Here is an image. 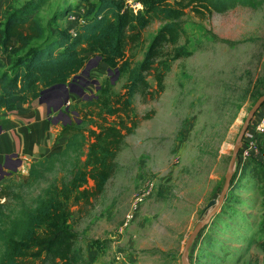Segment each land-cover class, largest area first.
<instances>
[{
  "label": "rangeland",
  "instance_id": "rangeland-1",
  "mask_svg": "<svg viewBox=\"0 0 264 264\" xmlns=\"http://www.w3.org/2000/svg\"><path fill=\"white\" fill-rule=\"evenodd\" d=\"M134 1L142 9L140 0ZM88 2L97 0H0V19L3 22L8 13L25 9L44 29L42 38L29 45L40 47L55 38L58 29L76 28ZM255 2L254 8L236 2L225 12L203 18L191 6L183 8L159 57L168 61V71L164 73L163 66L155 64L145 74L148 87L133 95L128 117L119 113L127 127L134 121L136 126L125 135L116 155L115 174L103 196L93 200L91 208L87 205L88 211L79 213L74 207L67 221L89 264H183L189 235L212 212L191 242L184 263L264 264V126L258 129L254 118L230 168L223 201L216 209L207 206L218 201L238 133L264 92V0ZM163 24L151 18L139 38L127 39L125 54L132 65L142 60ZM25 52L2 53L6 70ZM86 66L65 83L82 90L81 95L70 94L67 108L52 110L63 101L62 91L42 97L46 120L42 133L38 122L31 124L28 105L18 104L12 113L0 112L4 150L0 154V193L4 196L0 203L6 214L33 206L43 188L73 171L76 156L69 152L55 158L45 179L27 183L30 167L62 151L75 128L90 143L94 122L120 121L117 114L106 116L97 101L107 82L110 104L122 107L125 102L119 95L125 92L127 74L116 73L95 56ZM161 72L163 90L158 92L156 75ZM92 100L93 108L82 105ZM38 105L34 101L33 106ZM20 106L26 112H20ZM89 109H94L93 114ZM256 114L264 121V103ZM90 116L92 120L86 119ZM86 149L87 145L79 154V164ZM48 166L45 161L40 169Z\"/></svg>",
  "mask_w": 264,
  "mask_h": 264
},
{
  "label": "trees",
  "instance_id": "trees-1",
  "mask_svg": "<svg viewBox=\"0 0 264 264\" xmlns=\"http://www.w3.org/2000/svg\"><path fill=\"white\" fill-rule=\"evenodd\" d=\"M184 1L140 0L142 9L133 15L124 7L125 0L88 2L83 21L75 24L74 33L67 28L58 29L55 38L40 47L29 45L42 38L44 29L25 9L8 13L3 22L0 19V51L16 53L26 50L10 71L0 58L1 113L14 112L18 104L33 105L46 89L68 83L76 77L94 56L100 57L117 73L127 74L123 86L125 92L119 95L125 103L117 102L122 107L110 104L111 90L107 82L100 91L101 98L98 99L101 101H97L106 116L117 114L115 117L120 121L94 122L96 130H89L90 143L81 130L75 128L62 151L30 167L27 183L45 179V172L53 169L55 158L69 152L76 156L73 171L43 188L33 206H22L15 215L6 214L4 204L0 203V264H89L76 246L77 234L72 232L67 221L74 207L79 213L88 211L87 205L91 208L92 201L103 196L108 180L115 174L116 155L125 135L136 126L134 121L127 127L119 113L128 117L133 95L139 88L148 87L145 74L156 68L155 64L163 66L164 73L168 71V61L159 60V57L164 43L176 30L183 8L191 6L194 14L203 18L212 12H225L236 2L252 8L257 6L255 0ZM151 18L164 24L149 43L142 60L132 65L131 58L125 54L127 39L133 35L139 38ZM178 54L176 52L173 58ZM164 73L156 75L158 92L163 90ZM94 100L82 105L93 108ZM89 112L93 114L94 109ZM86 119L92 120L91 116ZM103 121L106 122L105 117ZM85 145V159L79 164V154ZM45 161L50 166L40 169ZM89 182L91 186H88ZM3 197L1 192L0 198Z\"/></svg>",
  "mask_w": 264,
  "mask_h": 264
},
{
  "label": "water",
  "instance_id": "water-1",
  "mask_svg": "<svg viewBox=\"0 0 264 264\" xmlns=\"http://www.w3.org/2000/svg\"><path fill=\"white\" fill-rule=\"evenodd\" d=\"M97 59L99 60L100 57H97ZM86 68H88V66H86ZM116 72V71H115ZM117 73V72H116ZM74 79V78H73ZM74 85L73 83H69V84H57V85H54L48 89H46L44 92H42L41 96L38 98V102L39 104H42L43 103V100H42V97L44 94H49L50 95H55L57 91H62V93H64V99L63 101L59 104L58 107L56 108H53L52 110L53 111H57L59 110L62 106H65V108H67V106L69 105V97H70V94L71 93H79L78 95H81V89L80 90H77V89H74V87L72 86ZM77 91V92H76ZM262 103H264V92L255 100V102L253 103L252 107L250 108L248 114L246 115L245 119H244V122L242 124V127L238 133V136H237V140H236V144H235V147L232 151V156L230 158V161H229V164H228V168H227V171H226V174H225V183H224V186L221 190V194H220V197L218 199V201H210L208 203V207L211 206V205H215V209L221 204V202L223 201L224 199V196H225V193L228 189V186H229V181H230V174H229V171H230V168L233 164V161L237 155V152L241 146V141H242V138L248 128V125L249 123L251 122V120L254 118V115L256 113V111L260 108V106L262 105ZM47 112L49 113L50 112V109L47 108ZM213 213V212H212ZM210 213L207 218L203 221V222H200L198 223L193 231L191 232V234L189 235L185 245H184V249H183V253H182V256H181V259H182V262L183 264L184 263V256L191 244V242L193 241L194 237L196 236V234L198 233V231L208 222L211 214Z\"/></svg>",
  "mask_w": 264,
  "mask_h": 264
},
{
  "label": "crops",
  "instance_id": "crops-1",
  "mask_svg": "<svg viewBox=\"0 0 264 264\" xmlns=\"http://www.w3.org/2000/svg\"><path fill=\"white\" fill-rule=\"evenodd\" d=\"M55 34V33H54ZM2 58H4L2 61H3V63L6 65H8V63H7V60L5 59V57L3 56ZM42 106L39 104L38 106H36V107H34L33 105H28V106H26V109L27 108H29V111H30V116H31V118H30V122H31V124H34V123H36V122H38V124H39V129L38 130H41V133H42V126L43 125H45L44 123L46 122V120H44V118H43V116H42V111H43V109L41 108ZM19 108V107H18ZM26 109L25 108H23V107H21L20 106V108H19V111L21 112L22 110L24 111V112H26ZM31 109V110H30ZM42 109V110H41ZM48 113V112H47ZM46 117H47V114H46ZM48 118V117H47ZM3 124H5V123H7L6 121H3L2 122ZM30 124V125H31ZM4 127H8L9 125H3ZM27 129V132H29L30 130L28 129V128H26ZM33 129H35V127L33 128ZM23 133V138H24V143H25V134H24V132H22ZM40 133V134H41ZM1 143H2V141L0 140V154L1 153H4V150L2 149L1 150ZM10 146L8 145V148H7V152H10Z\"/></svg>",
  "mask_w": 264,
  "mask_h": 264
},
{
  "label": "built area",
  "instance_id": "built-area-1",
  "mask_svg": "<svg viewBox=\"0 0 264 264\" xmlns=\"http://www.w3.org/2000/svg\"><path fill=\"white\" fill-rule=\"evenodd\" d=\"M124 7L128 10V13L130 15H133V14H135L138 11V9H140V4L138 2H136V1H134V0H125ZM82 21H83V19H81V22ZM81 22H79V23H81ZM79 23H76V24H79ZM72 24H74L73 21H71V25ZM75 30H76V28L75 27H72V30H70V31L72 33H74ZM2 55L3 54L0 51V58H1ZM253 120L256 121L255 124H256L257 128L260 129V130H262V128L264 126V121L261 120V119H259L258 116H257V114L254 116V119ZM246 136H247V134H246ZM261 158L264 160V153L261 154Z\"/></svg>",
  "mask_w": 264,
  "mask_h": 264
},
{
  "label": "flooded vegetation",
  "instance_id": "flooded-vegetation-1",
  "mask_svg": "<svg viewBox=\"0 0 264 264\" xmlns=\"http://www.w3.org/2000/svg\"><path fill=\"white\" fill-rule=\"evenodd\" d=\"M59 92L60 91H57L56 93L59 95L60 94ZM47 96H49V94H47V93L43 95V97H47Z\"/></svg>",
  "mask_w": 264,
  "mask_h": 264
},
{
  "label": "clouds",
  "instance_id": "clouds-1",
  "mask_svg": "<svg viewBox=\"0 0 264 264\" xmlns=\"http://www.w3.org/2000/svg\"><path fill=\"white\" fill-rule=\"evenodd\" d=\"M2 58V57H1ZM56 95H58L57 93L54 95V96H56Z\"/></svg>",
  "mask_w": 264,
  "mask_h": 264
}]
</instances>
